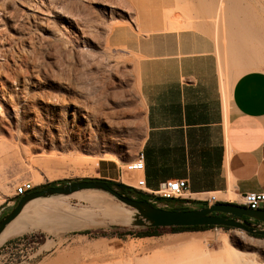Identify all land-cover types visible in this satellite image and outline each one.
I'll return each instance as SVG.
<instances>
[{
	"label": "rangeland",
	"instance_id": "374dc122",
	"mask_svg": "<svg viewBox=\"0 0 264 264\" xmlns=\"http://www.w3.org/2000/svg\"><path fill=\"white\" fill-rule=\"evenodd\" d=\"M180 1L0 0V216L20 198L15 189L25 180L40 189L102 178L99 163L103 158L122 165L135 156L145 135L140 87L144 48L148 43L170 45L173 41L162 36L147 40L150 33L195 32L199 38H188V44L208 43L227 82L235 79L236 69L240 70L236 59L244 52L253 51L254 58L264 59V0H232L241 10L240 17L255 28L250 36L232 35L225 20L217 21L218 34L209 35L210 23L204 18L181 17L184 3ZM197 2L192 8L203 14L206 0ZM140 11L154 31L139 29ZM201 21L199 29H194ZM84 113L91 119L84 118ZM65 198L66 209H90L73 194ZM93 208V222L79 217L90 226L58 233L37 227L3 242L0 264H134L155 256L156 247L168 237L201 239L203 248L222 253L227 248L222 242L225 234L235 247L255 254L264 264V238L241 229L172 232L162 227L160 236L120 237L130 226L107 222ZM85 229L92 233H72ZM191 262L170 259L158 264Z\"/></svg>",
	"mask_w": 264,
	"mask_h": 264
},
{
	"label": "crops",
	"instance_id": "0c3cea01",
	"mask_svg": "<svg viewBox=\"0 0 264 264\" xmlns=\"http://www.w3.org/2000/svg\"><path fill=\"white\" fill-rule=\"evenodd\" d=\"M155 36L173 41L148 43L140 61L142 144L122 165L103 158L102 178L136 188L144 177L150 190L187 179L186 197L173 203L161 199L168 206H204L211 192L218 193L217 202L243 205L245 194L264 191V70L251 69L227 82L208 43L188 44V38H199L195 32L150 33L147 40ZM140 151L145 170L128 172L125 164Z\"/></svg>",
	"mask_w": 264,
	"mask_h": 264
},
{
	"label": "bare ground",
	"instance_id": "6f19581e",
	"mask_svg": "<svg viewBox=\"0 0 264 264\" xmlns=\"http://www.w3.org/2000/svg\"><path fill=\"white\" fill-rule=\"evenodd\" d=\"M194 1L197 2V0H181L180 1L182 2V4L184 3V6H182L181 8L182 10L181 17L183 18H189V17L204 18L205 21L210 23V26L208 30L206 31V33H208L209 35L214 36L215 33L219 32L217 28V25L220 26V24L217 22L218 20L226 21V26H228L229 32L231 31L232 35H249L250 36L251 34L255 33L256 31V30L254 31L255 28L252 29L249 26V23L247 22V20L245 21V19H242L240 17L239 12L241 10L233 3V1L235 0L233 1L232 0H206L205 2L206 6H205V11H204L205 13L203 12V14L202 13L200 14V11L194 10L192 8V4ZM144 16L146 17L145 12L140 11L139 15L136 18L138 21L139 29L140 30L150 29L154 31L155 27L152 25V23L149 24L148 27L146 26V23L149 22V19L143 20ZM162 16L163 15L161 14V17ZM161 20L163 21L164 19H161ZM177 20H180V19L178 18ZM202 22L203 21H201L199 24L196 23V25L194 26V29L198 30L199 25ZM254 55L255 53L253 51L252 53L244 52L243 55L240 56L241 58L236 59V61L239 63L240 70H238V68L236 69L238 73L235 75V79H237L244 72L251 70V69H263L264 70V59L260 57L254 58L256 57ZM237 62L235 64H237ZM83 116L84 118L88 120L91 119V116L88 113H84ZM141 155H142V151L138 153L136 161L140 160ZM211 194H215L217 197H219L218 193L216 192H212ZM73 195L78 197L81 201L87 202L89 204L88 207H90V209H85V208H70V209L67 208L66 209L65 206L68 203L65 197L63 198L51 197V198L35 199L34 200L35 203L33 206L25 207L23 212L16 219H14L11 223L7 225L5 230L0 234V244H2L3 242L7 241L8 239L12 237L23 234L37 227H43V229L51 230L53 231V233L54 231H57L58 233L59 229H61L62 231V229L78 228V227L81 228L83 226L85 227V225L87 226L88 224H86L84 221H81V220L79 221L80 219L79 217H83L86 220H89L91 218V221L93 222L91 216H93V214L94 215L96 214V212L93 211L94 209L93 207H97L100 210V213L103 215V217L107 218L108 220V221L106 220L107 222H111L114 224L129 223V221L131 220V216L134 213V211L125 207L121 203H114L112 201L107 202L105 199L108 198V195H106L105 193L101 191L84 190V191L75 192L73 193ZM64 210H66L67 212H64ZM99 220L101 221V219ZM94 222H95L94 223L95 225L99 224L98 222L96 224V221ZM101 224H103V220L101 221ZM168 238H166V240L163 241L162 244L156 247L155 256L138 259L134 262V264H158L159 262H165L166 260H170V259H178L180 261H186L190 259L192 261L191 263L193 264H222V263L229 262V261L233 262V264H260L257 257H255L256 256L255 254L248 253L246 251H243L235 247L233 245V239L230 238L229 234H225V237L222 241L224 245L227 247L226 250L223 251L222 253H213L210 250L203 248L202 247L203 241L201 239H197V238L187 239V238L182 237L179 240H171V239L169 240ZM155 241L156 240H154V242ZM150 245L151 244H149V246ZM251 245L254 247L260 246L258 244L256 245L255 243ZM231 246L232 248H230Z\"/></svg>",
	"mask_w": 264,
	"mask_h": 264
},
{
	"label": "water",
	"instance_id": "95a60500",
	"mask_svg": "<svg viewBox=\"0 0 264 264\" xmlns=\"http://www.w3.org/2000/svg\"><path fill=\"white\" fill-rule=\"evenodd\" d=\"M92 190L108 195L107 202L121 203L134 211L127 224L133 228L215 225L241 229L250 234H264V208L253 209L233 202L207 203L201 207L177 206L168 208L156 200L137 199L120 193L102 179H79L62 184L34 189L17 199L16 203L0 216V234L16 219L26 205L35 199L65 197L75 192ZM157 204V206L153 205ZM260 223H258V222ZM130 230V229H128Z\"/></svg>",
	"mask_w": 264,
	"mask_h": 264
},
{
	"label": "built area",
	"instance_id": "2783aa9c",
	"mask_svg": "<svg viewBox=\"0 0 264 264\" xmlns=\"http://www.w3.org/2000/svg\"><path fill=\"white\" fill-rule=\"evenodd\" d=\"M146 167L145 153L142 151L140 160L129 161L125 164V169L128 172H143ZM189 187L187 179H175L164 182L161 184L158 190H150L147 187L146 178L140 177L136 181V189L144 191L147 194L154 195L157 198L164 200H172L178 198H184L185 193ZM35 188V184L30 180H25L19 183L15 189V196L21 197ZM212 193V192H211ZM209 193L207 198L208 203H215L219 197L215 194ZM160 202L159 200H156ZM243 205L253 209L264 208V191L262 192H250L243 196ZM222 228V227H221ZM218 229V227H216Z\"/></svg>",
	"mask_w": 264,
	"mask_h": 264
},
{
	"label": "trees",
	"instance_id": "16d2710c",
	"mask_svg": "<svg viewBox=\"0 0 264 264\" xmlns=\"http://www.w3.org/2000/svg\"><path fill=\"white\" fill-rule=\"evenodd\" d=\"M95 179H102V180L108 181L111 186H113L115 189H117L122 194L131 196V197H135L137 199L151 200V197L148 194L142 192L141 190H137L136 188L129 186L123 182L113 181V180L105 179V178H95ZM159 201H162V200L159 199ZM164 201L167 202L168 200H164ZM168 202H170V201H168ZM153 205L157 206V204H155V203H153ZM177 206H183V205H178L175 203L173 205H169L168 208H175ZM199 207H201V206H199ZM258 223H260V222H258ZM214 227H222L226 230L232 229L231 227H228V226H215V225L173 226V227H170V229L172 232H184V231H204V230H208V229H211ZM161 228L162 227H149V228H144V229H141L138 231L130 229V230H127V232H124L123 234H121L120 237H125L128 234L134 235L135 237H139V238L160 236L162 234L160 231ZM72 233L90 234L92 232L88 229H85V230L76 231V232H72ZM102 235H105V234L103 233ZM250 235L257 237V238H264V234H250Z\"/></svg>",
	"mask_w": 264,
	"mask_h": 264
}]
</instances>
